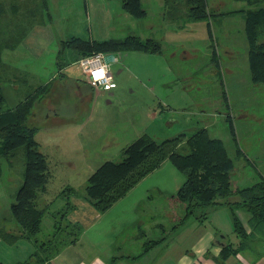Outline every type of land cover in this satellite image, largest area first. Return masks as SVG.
I'll return each mask as SVG.
<instances>
[{
    "label": "rangeland",
    "instance_id": "374dc122",
    "mask_svg": "<svg viewBox=\"0 0 264 264\" xmlns=\"http://www.w3.org/2000/svg\"><path fill=\"white\" fill-rule=\"evenodd\" d=\"M84 2L49 0L52 20L46 16L47 22L32 30L18 49L3 53L4 62L18 72L16 79L13 72L2 78L5 109L15 108L28 92L51 84L47 97L36 105L29 125L37 128L35 140L48 158L52 177L36 201L38 208L47 211L42 231L33 240L20 239L15 245L0 239V264L28 260L37 250V243L39 246L49 240L73 238L71 230L57 232L61 215L55 213L59 207L70 202L80 209V203L87 199L90 176L107 161H121L123 150L144 134L161 143L207 129L212 138L223 142L235 161L237 171L233 180L238 187H251L264 175V83H253L246 20L238 12L264 8V2L256 7L240 0H208L209 9L215 13H238L211 20L221 73L214 61L207 22H167L163 18L162 0H142L148 13L142 19L124 11L121 0H87L88 15ZM128 36L157 39L164 51L161 55L104 53L117 84L112 91L85 82L88 79L78 66L80 59L59 71L60 61L64 63L73 58L68 50L59 58L63 41L72 37L104 41ZM224 89L228 104L224 101ZM229 114L237 141L227 120ZM238 148L245 152L247 159L238 158ZM165 163L161 170L146 178L143 188L135 194L143 203L139 208H128L131 212L125 218L129 220L126 223L129 227L125 225L116 243L110 245L113 255H139L146 240H179L180 232L174 231L173 219L175 212L183 216V209L172 207L168 197L157 189L177 193L186 177L171 161ZM0 165V229L20 234L22 229L13 217L11 205L24 183L26 148H20L12 157L0 156ZM166 179L171 183L169 186L165 185ZM70 188L76 191L75 195L61 194ZM148 188L151 192L145 197ZM225 211L230 217V209L225 206L212 210L210 218L216 215L215 218L225 223ZM115 218L112 217L108 227ZM211 221L205 223L204 229L216 228ZM192 223L196 220L190 219L186 225ZM224 235L228 242L239 241L235 234L223 231L216 243ZM58 242L53 243L52 249ZM189 243L188 239L180 241V245Z\"/></svg>",
    "mask_w": 264,
    "mask_h": 264
},
{
    "label": "trees",
    "instance_id": "16d2710c",
    "mask_svg": "<svg viewBox=\"0 0 264 264\" xmlns=\"http://www.w3.org/2000/svg\"><path fill=\"white\" fill-rule=\"evenodd\" d=\"M115 1V0H109ZM249 6H260L264 0H240ZM122 8L136 19L148 15L142 0H121ZM245 16V33L249 45V62L252 80L255 85L264 83V8H251L238 11ZM237 12L215 13L209 9L207 0H164L163 18L167 22L205 21L216 68L221 73V64L215 44L211 20L216 17L235 15ZM238 14V13H237ZM52 20L49 0H16L9 6L0 0V153L3 158L12 157L17 150L26 148V167L24 183L16 194V202L11 205L13 217L20 225L22 232L15 234L0 229V239L9 245L17 244L20 239L33 240L43 228L45 209L36 205L40 192H45L52 177L47 156L40 151V144L35 140L37 128L30 126L29 121L34 109L47 97L51 84L40 86L28 92L25 99L13 109H5L6 97L3 93L2 78L9 77L10 72L17 78L18 72L3 62L5 50H15L36 24H45ZM180 28H183L180 26ZM73 53L70 61L59 62V71L83 57L98 53L146 52L163 54L161 41L150 38L142 40L139 36H128L124 39L104 41L84 40L72 37L61 43L60 56L65 51ZM223 97L228 104V96L223 90ZM229 106V105H228ZM230 130L237 141L232 115L227 117ZM238 158H245V152L238 148ZM166 161H171L186 177L180 190L168 197L172 207H181L183 216L174 214V231L187 224L190 219L204 224L211 212L227 206L234 226V233L239 239L238 245L224 242L220 261L237 256L246 246L259 239L264 242V178L251 187L240 188L233 180L237 171L235 161L230 158L223 142L210 136L207 129L195 132L191 136L181 134L175 138L158 143L152 136L144 134L123 150L121 161H107L88 179L86 198L101 214L109 211L118 201L126 197L143 179L160 169ZM2 169L0 165V176ZM63 196L75 195L73 188L64 190ZM167 198V197H166ZM68 202L58 214L61 215L57 232L71 230L73 237L69 241H47L38 246L31 257L19 264H45L68 245L76 244L82 228L67 222V216L73 206ZM245 211L251 216L247 232L238 212ZM65 223V224H64ZM161 225V224H160ZM57 226V223H56ZM58 234V233H56ZM143 237L146 233H142ZM146 240L143 252L147 253L164 242ZM58 245L52 249L54 243ZM121 257L114 256L109 264H115ZM136 259V258H134Z\"/></svg>",
    "mask_w": 264,
    "mask_h": 264
},
{
    "label": "crops",
    "instance_id": "0c3cea01",
    "mask_svg": "<svg viewBox=\"0 0 264 264\" xmlns=\"http://www.w3.org/2000/svg\"><path fill=\"white\" fill-rule=\"evenodd\" d=\"M10 1L12 2L8 3V6L16 0ZM19 1L22 2L23 0ZM84 3L85 12L88 15L90 4L87 3V0H85ZM36 25L30 30L29 34L32 32V30L39 29V24ZM26 38L24 40L28 39ZM4 63L6 64V62ZM85 82L88 83L86 80ZM163 166L156 171L161 170ZM262 177L264 178L263 174ZM146 178L106 213H99L87 199L82 201L83 203H80V209L78 206L72 205L73 208L71 210L74 211V213L71 214V212H69L66 220L68 223L80 226L82 228L79 240L76 244L66 246L60 252V254L45 264H109L113 257L116 256L113 255L110 245L112 246L113 243H116V238L122 234L123 227L126 225V223H129V220L125 218L131 212L128 208L131 206L134 207L130 209H135L136 207L139 208L140 204L143 203V200H141L142 198H139V195L135 194L143 188L145 184L143 182L146 180ZM175 183H177V181ZM170 184L171 183L166 179L165 185L169 186ZM157 191L164 197H169L170 195L175 194L160 190V188H158ZM149 192H151L150 188L145 191L144 196L147 197ZM65 207H59L55 215L58 214V212H61ZM78 211L79 213L77 214ZM245 213V211L238 212L240 219L247 229V232L250 233L252 231L250 227L251 216L246 213L247 216L245 215L246 217L244 218L243 216ZM215 216L216 215L212 216V218H209L212 219L211 222L215 224L216 228L213 230L204 229L206 228V222L204 224L196 222L189 226L185 224L178 230L180 232L179 240L175 242L165 240L147 253L143 252L144 245H142V251L139 255H121L119 256L121 257L120 260H118L115 264H264V242L260 241L259 239L249 243L244 251L240 252L237 256H231L222 263L220 261V255L224 242L228 243V240L222 238L220 241H217V243L216 240L219 236V233H223V231L229 234H235L234 226L231 221V214L229 217L228 213L226 212L225 223L224 221L215 218ZM112 217L116 218L113 222V225L108 227L107 225L111 221ZM69 218L70 220L68 221ZM126 226L129 227L128 224ZM20 232H22V230ZM222 237H225V235ZM182 238L188 239L190 243L180 245ZM103 239L104 241L102 242ZM85 240L87 241L85 242ZM238 243L239 241L233 244L238 245ZM19 263L21 262H18V264Z\"/></svg>",
    "mask_w": 264,
    "mask_h": 264
},
{
    "label": "built area",
    "instance_id": "2783aa9c",
    "mask_svg": "<svg viewBox=\"0 0 264 264\" xmlns=\"http://www.w3.org/2000/svg\"><path fill=\"white\" fill-rule=\"evenodd\" d=\"M78 66L86 75L88 82L94 87L105 91H112L117 88L111 71V63L106 54L98 53L83 57L78 62Z\"/></svg>",
    "mask_w": 264,
    "mask_h": 264
},
{
    "label": "water",
    "instance_id": "95a60500",
    "mask_svg": "<svg viewBox=\"0 0 264 264\" xmlns=\"http://www.w3.org/2000/svg\"><path fill=\"white\" fill-rule=\"evenodd\" d=\"M222 238H225V237H222Z\"/></svg>",
    "mask_w": 264,
    "mask_h": 264
}]
</instances>
